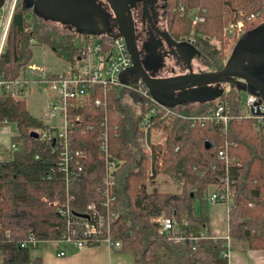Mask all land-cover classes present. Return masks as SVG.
<instances>
[{
  "label": "trees",
  "instance_id": "1",
  "mask_svg": "<svg viewBox=\"0 0 264 264\" xmlns=\"http://www.w3.org/2000/svg\"><path fill=\"white\" fill-rule=\"evenodd\" d=\"M164 10L170 38L190 42L211 71L222 69L227 57L226 48L233 38L224 35L223 28L229 22L241 18L243 33L264 23V0H165ZM191 13L203 20L193 23ZM251 14L253 18H249ZM38 17L17 1L0 56L2 78L25 79L32 58L31 39L47 45L67 66L77 60L76 37L48 31ZM115 31L114 26L111 32ZM94 36L85 33L83 39ZM97 39L109 49L108 35ZM91 88L101 104L95 105L92 99L81 109L68 110V118L74 121L78 117L68 128V149L70 153L82 151L85 157H73L66 171L57 169V142H42L30 135L32 129L47 124L30 114L23 98L0 97V120L15 125L11 141L18 147L10 160L0 161V264H41L38 255H31L33 248H21L19 243L28 234L50 241L65 233L66 219L57 212L54 201L65 205L66 196L72 194L70 211L75 217L86 215L90 203L103 211L106 186L101 143L105 138L110 157L121 161L108 187L109 208L116 212L109 235L119 242L117 250L132 252L134 264H228L223 256L227 243L229 250L264 249V125L233 117L225 128L199 126L181 118L201 114L220 100L234 113L245 91L241 85L232 83L229 91L202 102L191 113L160 110L151 130L158 141L151 161L137 143L140 115L130 112L124 103L125 90L99 84ZM147 100H142V107ZM221 150L226 152L227 162L219 156ZM158 174L178 184L179 191H149L148 181ZM225 179L228 240L210 235L206 198ZM159 216L175 219L176 231L160 232L159 224L151 219ZM189 233L198 236L196 242ZM103 237L99 233L88 246L99 244Z\"/></svg>",
  "mask_w": 264,
  "mask_h": 264
},
{
  "label": "built area",
  "instance_id": "2",
  "mask_svg": "<svg viewBox=\"0 0 264 264\" xmlns=\"http://www.w3.org/2000/svg\"><path fill=\"white\" fill-rule=\"evenodd\" d=\"M18 0H3L0 6V56L6 43L9 25L11 18ZM198 11V10H197ZM249 18H253V14ZM191 20L193 23L202 21L203 18L198 13H191ZM244 22L241 18L234 22H229L224 28L223 33L233 39L238 38L243 34ZM112 33H116L112 32ZM104 34V33H102ZM95 35V34H93ZM95 35L91 39H83V43L78 46L79 54L77 60L73 65H68L61 72H52L41 66L29 64L26 70L36 73L34 78L40 84L42 92L48 98V114L45 117L48 119L44 121L47 126L45 128L32 129L36 132L37 138L42 142H57L59 162L57 169L67 170L70 161L73 157L83 159L85 154L82 151H74L70 153L68 149L67 132L68 128L73 126L74 121L68 118L69 108L75 110L85 107L89 101L93 99L95 105L102 103L100 97H93L94 89L92 85L103 86H119L127 89L131 93L134 103H137L138 112V135L137 143L141 151L148 160H152L153 146L158 142L152 136L151 130L154 117L160 110L174 113L177 110L173 106L165 105L156 100L148 91L145 84L140 79L132 80L130 78L124 79L126 72L120 79L119 75L123 71H127L132 65L131 57L127 51L124 38L120 35L110 37L111 43L109 49H104L101 42ZM97 39V40H96ZM35 43L34 39L30 40V44ZM27 78L23 81L7 80L0 76V97L10 95L15 99L23 98L26 91ZM222 92L229 91L231 84L222 83ZM103 91V97L105 95ZM148 99L144 102L142 107L141 102L143 99ZM254 119L258 125H264V99L256 92L244 91L241 101L233 113L230 105L225 100L216 101L213 106L208 108L205 112L197 115H182L181 118L190 123L191 125L206 126L212 124L221 125L223 128L227 126L228 121L233 118ZM6 119L0 120L1 128L9 125ZM16 127L14 125V132ZM30 131V132H31ZM10 140L8 143V151L13 155L18 147ZM101 151L103 154V167L105 172L104 183L106 186L105 200L101 203L103 211L97 210L95 203L87 205L86 215L75 217L70 211V203L74 200L72 194L66 196V204L54 201L52 204L56 207L59 214L65 217L67 222V229L63 235L55 240V242H64L65 244L80 248L89 245V241L96 238L99 233H104V237L100 242H104L110 249L119 248V242H113L109 235V226L112 219L116 217V212L109 208L108 187L112 183L113 172L121 161H116L110 157L107 149L106 138L101 143ZM225 162L228 161V156L224 150L219 152ZM11 159V158H10ZM9 159V160H10ZM160 165V163H159ZM152 170L150 175H152ZM50 177V174L48 175ZM207 201L210 204L225 203L229 200L228 180L225 179L223 186L215 188L210 191L207 196ZM228 209V206H227ZM159 224V230L162 233L169 234L176 231L177 222L172 218H164L162 216L151 218ZM78 222L80 224L78 225ZM203 236L202 233H200ZM189 238L196 242L198 236L188 234ZM213 237V236H212ZM228 240V235L226 236ZM177 239H179L177 237ZM46 241V240H45ZM41 242L33 234H28L20 243L21 248H36ZM229 245L227 243V250L223 252V256H228ZM64 251H59L58 256L64 255Z\"/></svg>",
  "mask_w": 264,
  "mask_h": 264
},
{
  "label": "water",
  "instance_id": "3",
  "mask_svg": "<svg viewBox=\"0 0 264 264\" xmlns=\"http://www.w3.org/2000/svg\"><path fill=\"white\" fill-rule=\"evenodd\" d=\"M2 1L3 0H0V6ZM104 1L114 16L116 33H112L107 26H103L101 32L110 37H114L117 34L124 38L127 51L132 60V65L127 71L133 73L132 80L140 79L145 84L150 94L159 102L168 106H176L186 99L200 101L209 100V98H214L222 93V89L217 91L215 95H210L209 97H203L202 95L196 98L189 95L172 97L171 95L214 84L234 83L230 81L229 77L237 79L239 81L237 83L243 87H251L264 99V82L262 81V77L256 76L247 70L250 67L264 64L263 57L251 65H242L234 62L236 56H232L224 63L222 69L218 71L194 72L189 59L185 53H183V45L170 38L167 33L158 30L151 23L155 33L160 38L164 39L165 42L174 46L179 56L184 60L188 70L185 74L166 77L156 76L157 68L159 69L163 63L162 65L158 64L153 68L147 66L146 57L140 53L136 40L135 25L129 1ZM144 5H147L145 1ZM25 7H32V10L35 13L41 15L46 20L69 26L71 25L81 30H88L84 26L88 23V18L95 10H101L104 12L102 3H100L99 0H26ZM186 46L190 47L193 51V55L197 53L193 46L189 44H186ZM127 71L120 73V79H122V76ZM30 135L37 138V134L34 131H31Z\"/></svg>",
  "mask_w": 264,
  "mask_h": 264
},
{
  "label": "rangeland",
  "instance_id": "4",
  "mask_svg": "<svg viewBox=\"0 0 264 264\" xmlns=\"http://www.w3.org/2000/svg\"><path fill=\"white\" fill-rule=\"evenodd\" d=\"M24 5L26 4V0H20ZM105 2L104 0H102ZM155 4V7L158 10H161V16L159 18V24L162 29H165L167 31V25L165 20V10H164V0H155L153 2ZM39 23L46 28L48 31L56 30L61 32H69L72 33L76 37V44L80 46L83 43V35L85 33L81 32L80 29H75L73 27H70L68 25H61L57 22H52L50 20H45L42 17H38ZM260 29H264V23L259 26ZM113 30V28H111ZM90 34H93V32H89ZM249 32H245L241 34L236 39H231L229 42L227 48H226V59L228 58V55L230 52L235 48V45L237 42L243 40L248 36ZM32 49V58L30 61V64H35L38 66H41L49 71L52 72H61L64 70L67 65L59 58H57L51 49L47 46L39 42L38 40H35V43L31 45ZM224 62V63H225ZM163 66L156 72L158 74L157 76L166 77V76H172L174 73L182 71L180 65L177 62V59L173 56H166L164 57ZM192 65L194 67V72H200L199 70L206 71L208 69L207 62L203 56L196 57L192 61ZM36 73L31 72L30 70H26L25 72V78H27V85H26V91L23 95V99L25 100L26 106L28 111L31 115H33L36 118L42 119L43 121L47 122L48 119L45 117L46 114H48V98L47 96L42 92L40 84L35 80L34 76ZM133 73L131 71H127L125 74L124 79L127 78L132 79ZM230 81L237 83L239 82L235 78L229 77ZM224 85H217V86H206V87H200L195 88L190 92L191 94L189 96L199 97L201 94H203L206 91L214 92L218 90L219 87H222ZM243 87V86H241ZM123 88V87H122ZM125 90V96H124V103L129 105V111L130 112H138L137 103H134L132 100L131 93L123 88ZM245 91H251V87L244 86L243 88ZM202 101L200 100H192V99H186L183 102H181L179 105L173 106L177 111L184 112V113H191L195 110L199 109L201 106ZM14 132V124L5 125L1 128V133H13ZM1 145V142H0ZM147 189L149 191H162V192H177L179 191L180 187L178 184L173 183L170 178L164 174H158L154 178L150 179L147 183ZM195 210L197 211V204H195ZM37 253V250L33 248L31 250V254Z\"/></svg>",
  "mask_w": 264,
  "mask_h": 264
},
{
  "label": "flooded vegetation",
  "instance_id": "5",
  "mask_svg": "<svg viewBox=\"0 0 264 264\" xmlns=\"http://www.w3.org/2000/svg\"><path fill=\"white\" fill-rule=\"evenodd\" d=\"M128 1H129L130 9L132 12L133 20H134L136 40L138 43V47H139L140 53L146 57L147 66L149 68H153L157 66L158 64L162 65V61L164 57L173 56L174 58L177 59V62L180 65L181 69H183L182 71L176 72L173 75L185 74L188 70H187V67L182 57L179 56L174 46L170 45L169 43L165 42L164 39L160 38L155 33L154 29L151 26V23H152L158 30L167 33V31L165 29H162L159 24L161 10H158L155 7V4L153 3L155 0H128ZM144 1L147 4L146 6L144 5ZM99 2L102 3L104 12L101 10H95L91 14V16L88 18V23H86L84 26L86 27V29L90 31L80 29L81 32L89 33L91 31H95L93 32L95 35H101L103 33L101 32V29L103 28V26H107L110 31H111V28L115 26L114 16L110 8L106 4V2H103L102 0H99ZM30 8L32 9V7ZM39 17H42V16L39 15ZM61 25H66V24H61ZM70 27L78 29L71 25ZM176 42L183 45V53H185V55L189 59L191 66L194 67L192 65V61L196 57H198V54L196 53L193 55V51L190 49V47H187L186 44H189L191 46L193 45L188 41H176ZM232 56H236L234 59V62L242 64V65H251L255 63L258 59L262 57L264 58V29H260V27H257L251 32H249L246 38L237 42L235 45V48L228 55L227 60ZM159 69L157 68V71ZM247 70L256 76L262 77V81L264 82V64L250 67ZM199 71H202V70H199ZM206 71H211V70L207 69ZM155 75L157 76L158 74H155ZM217 85H221V84H214L213 86H217ZM221 88L222 87H219L218 90L214 92L206 91L201 95L203 97H209L210 95H215L217 91L221 90ZM251 92H255V91L251 89ZM190 94H191L190 92L184 91V92L174 93L171 96L179 97L182 95H190ZM164 95H168V94H164ZM210 99H213V98H209V100ZM204 101H207V100H203L202 102Z\"/></svg>",
  "mask_w": 264,
  "mask_h": 264
},
{
  "label": "crops",
  "instance_id": "6",
  "mask_svg": "<svg viewBox=\"0 0 264 264\" xmlns=\"http://www.w3.org/2000/svg\"><path fill=\"white\" fill-rule=\"evenodd\" d=\"M10 133L0 132V161L9 160ZM227 206L225 203L207 204L209 233L213 237L224 238L228 235ZM41 264H134L131 251L110 249L104 242L93 246L72 247L64 242L44 241L36 248ZM59 251L65 254L58 256ZM228 264H264V249L234 248L228 252Z\"/></svg>",
  "mask_w": 264,
  "mask_h": 264
}]
</instances>
